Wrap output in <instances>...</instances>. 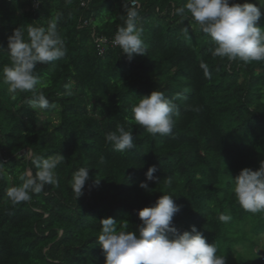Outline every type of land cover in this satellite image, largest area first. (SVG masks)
Masks as SVG:
<instances>
[{"label": "trees", "instance_id": "trees-1", "mask_svg": "<svg viewBox=\"0 0 264 264\" xmlns=\"http://www.w3.org/2000/svg\"><path fill=\"white\" fill-rule=\"evenodd\" d=\"M36 1L37 8L33 0H0V264H104L100 221H127L136 231L137 212L164 194L180 206L172 222L179 232L195 226L225 264H264V212L241 208L232 180L264 161V62L214 56L213 42L190 15L174 14L186 0H138L147 48L130 62L118 46L98 53L93 34L113 38L133 0H88L84 8L79 0ZM50 22L67 53L36 66V92L51 105L39 109L30 103L32 92L9 93L2 69L11 64L7 38L15 29ZM155 90L181 97L166 136H153L132 119L135 99ZM118 125L133 129L135 147L126 153L105 141ZM58 153L65 158L56 169L59 185L14 203L9 189L23 183L26 171H38L31 156ZM150 166L157 167L158 182L148 181L146 191L139 184ZM82 167L90 168V180L76 199L72 178ZM221 214L230 221H220Z\"/></svg>", "mask_w": 264, "mask_h": 264}, {"label": "clouds", "instance_id": "clouds-1", "mask_svg": "<svg viewBox=\"0 0 264 264\" xmlns=\"http://www.w3.org/2000/svg\"><path fill=\"white\" fill-rule=\"evenodd\" d=\"M138 5V0H133ZM264 0L256 4L235 3L234 0H186L174 14L183 18L188 13L214 44L212 54L229 61L243 63L264 62V27L258 26L262 17ZM124 25L114 35L113 44L118 46L130 62L134 55L144 56L147 45L143 39L144 28L139 23V7H124ZM185 36L188 30L184 29ZM10 66L2 69L3 83L8 85L9 93L17 91L32 92V107L48 109L51 107L43 92L36 90L41 84L35 69L38 64H49L66 56V42L57 32L55 22L47 28L32 27L26 30L17 28L7 38ZM205 76H209L208 65L200 63ZM69 94H71L69 92ZM181 99L179 94L169 99L161 91H153L147 96L135 99L131 107L132 119L153 136H166L175 126L174 117L179 109L174 100ZM198 110V109H195ZM106 143L116 151L126 153L134 149L133 129L118 125L114 131L105 135ZM65 162L59 153L54 157L31 156V163L38 169L35 175L30 170L21 177L23 183L12 187L8 197L14 202H25L32 194H39L45 185H59L60 178L56 169ZM103 157L101 163H103ZM89 169H78L72 178V188L76 199L90 180ZM2 171V165H0ZM156 166L148 167L145 182L139 187L151 191L148 181L158 182L154 177ZM233 192L239 206L250 213L264 212V161L258 170L242 169L232 179ZM100 180H94L99 185ZM172 184L167 178V185ZM180 211L171 195H161L151 207L137 212L141 225L136 231L128 230L127 221L116 222L112 218L100 221L101 230L97 243L104 255V264H225V257L218 255L215 243L209 244L204 236L192 226L182 233L173 226V217ZM230 215L221 214L219 220L229 222Z\"/></svg>", "mask_w": 264, "mask_h": 264}, {"label": "built area", "instance_id": "built-area-1", "mask_svg": "<svg viewBox=\"0 0 264 264\" xmlns=\"http://www.w3.org/2000/svg\"><path fill=\"white\" fill-rule=\"evenodd\" d=\"M33 1H34V8H37V6H38L37 1L36 0H33ZM87 2H88V0H79L80 7H83V8L86 7ZM136 6L139 7V4L138 5L134 4L133 1H130L129 4H128V7H136ZM113 38L108 39L106 37H99V36H95L93 34L94 44H95V46L97 48L98 53H100V54L103 53L104 47H106L107 45L110 46V47H117L112 42Z\"/></svg>", "mask_w": 264, "mask_h": 264}, {"label": "rangeland", "instance_id": "rangeland-1", "mask_svg": "<svg viewBox=\"0 0 264 264\" xmlns=\"http://www.w3.org/2000/svg\"><path fill=\"white\" fill-rule=\"evenodd\" d=\"M263 11H264V8H263ZM39 117H40L42 122L45 121L46 119L48 120V117H46V116L39 115ZM261 240L264 242V235L261 237Z\"/></svg>", "mask_w": 264, "mask_h": 264}, {"label": "bare ground", "instance_id": "bare-ground-1", "mask_svg": "<svg viewBox=\"0 0 264 264\" xmlns=\"http://www.w3.org/2000/svg\"><path fill=\"white\" fill-rule=\"evenodd\" d=\"M80 6V5H79ZM101 37H104V36H101Z\"/></svg>", "mask_w": 264, "mask_h": 264}]
</instances>
